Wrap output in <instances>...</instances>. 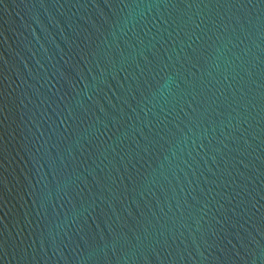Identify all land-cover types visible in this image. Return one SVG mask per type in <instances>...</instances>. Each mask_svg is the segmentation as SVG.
Masks as SVG:
<instances>
[{
  "label": "water",
  "instance_id": "1",
  "mask_svg": "<svg viewBox=\"0 0 264 264\" xmlns=\"http://www.w3.org/2000/svg\"><path fill=\"white\" fill-rule=\"evenodd\" d=\"M0 264H264V0H0Z\"/></svg>",
  "mask_w": 264,
  "mask_h": 264
}]
</instances>
